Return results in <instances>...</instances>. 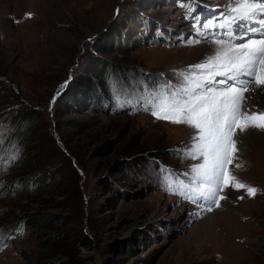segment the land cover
I'll list each match as a JSON object with an SVG mask.
<instances>
[{
  "label": "rangeland",
  "instance_id": "1",
  "mask_svg": "<svg viewBox=\"0 0 264 264\" xmlns=\"http://www.w3.org/2000/svg\"><path fill=\"white\" fill-rule=\"evenodd\" d=\"M217 1L195 0L193 9ZM220 7L185 18L178 0H0V138L15 127L8 117L13 110L41 114L28 151L10 167L24 149L12 140L4 147L7 161L0 160V264H47L52 250L42 239L52 233L50 221L77 239L79 231L87 235L79 249L89 264H264V130L238 132L229 165L255 195L228 187L220 193L226 198H217L219 207L192 203L168 189L166 170L188 182L183 174L200 161L177 151L191 146L196 130L145 110L142 98L153 92L133 79L138 72L158 93L179 88L187 71L178 78V69L206 59L191 57L195 41L213 49L204 32L197 37V20L202 25L225 10ZM99 60L116 67V79L104 78ZM81 81L88 84L80 88L86 102L79 105L76 93L65 95ZM108 83L114 94L104 111ZM252 92L246 106L264 111L249 103ZM118 100L139 104L110 111ZM36 150H45L61 171L52 170L50 184L28 192L25 156ZM54 180L63 186L55 188ZM76 186L79 194L61 191Z\"/></svg>",
  "mask_w": 264,
  "mask_h": 264
},
{
  "label": "snow or ice",
  "instance_id": "2",
  "mask_svg": "<svg viewBox=\"0 0 264 264\" xmlns=\"http://www.w3.org/2000/svg\"><path fill=\"white\" fill-rule=\"evenodd\" d=\"M224 9L219 17L202 25L199 20L196 22L198 35H203L201 26L225 29L223 39L213 34L212 54L180 74L184 83L179 88L172 91L165 88L142 98L145 110H150L157 119L196 130L191 146L179 149L177 154L200 162L183 174L190 177L187 183L166 170V175L172 178L168 189L192 203L210 201L217 207V198H226L220 193L228 187L243 188L249 196L255 195L257 190L239 182L229 165L238 151V132L250 128L264 130V111L246 106L247 93L264 90V0H228ZM188 11H193L191 6Z\"/></svg>",
  "mask_w": 264,
  "mask_h": 264
},
{
  "label": "trees",
  "instance_id": "3",
  "mask_svg": "<svg viewBox=\"0 0 264 264\" xmlns=\"http://www.w3.org/2000/svg\"><path fill=\"white\" fill-rule=\"evenodd\" d=\"M111 32H106V34H110ZM101 64L100 72L104 76V78L107 81H113L116 79L117 69L116 67L113 68L109 64L104 63V61L99 60L98 63ZM109 79V80H108ZM87 81H81V83H78V86H75V89L68 90L65 96L71 97L72 94L76 93L77 97L79 98V105L85 104V100H83L84 91L80 90V88H83L84 85H87ZM5 87V84L3 81H0V87ZM77 89V91H76ZM110 89L111 85L108 83V85H105L102 89V93H106L107 97L105 100V104L100 107L104 111H108L109 107L111 105V96H110ZM100 91V90H99ZM80 92V93H79ZM101 92V91H100ZM85 99V98H84ZM91 105V103H90ZM110 111L113 112V110L110 108ZM4 114V113H1ZM8 114V113H7ZM41 114L37 109L34 108H25V109H16L13 110L11 113H9L8 117L10 119H13L14 122H16L14 129L11 133H7L3 140L1 141L0 145V156L5 157L9 151L7 149L4 150L5 145L12 140H15L17 142L16 146L24 145V149L21 150L19 157H16L15 160L8 161L9 166L15 165L18 158H21L22 155H24L25 151H28V148H25L27 144L31 142H35V139L38 135V123L40 122ZM25 119L29 120V123L24 125L23 121ZM73 126L80 125L79 122H72ZM26 151V152H27ZM61 152L57 150L55 152V155L59 156ZM68 155V153H66ZM51 156L45 152V150H36L31 152L30 154H27L25 156V166H24V172L25 175H22L23 183L28 186L25 188L28 192H36L41 186L43 187L47 183L50 184L51 175L54 170L55 172L61 171L56 166L52 165ZM14 163V164H13ZM75 164V163H74ZM77 164V163H76ZM75 164V165H76ZM74 165V166H75ZM78 164L76 165V167ZM80 167H77L75 170L77 173L80 171ZM53 170V171H52ZM69 173V176L71 173H73L70 170L69 165L64 168ZM79 170V171H78ZM80 174V173H79ZM46 183V184H45ZM22 184V183H21ZM55 188H60L63 186V182L54 180L52 183ZM61 191H64L66 193H77L79 194L78 187L76 186V189L69 190V189H61ZM48 217H44L45 224L47 223ZM65 222V221H64ZM49 227L52 228V233H49L46 237L42 239L44 242L42 246H46L50 253H48L47 257V264H89L86 259L83 257V255L80 253L79 246L85 244V241L83 239H87V235L84 234L82 231H79V235L82 236L81 239H77L74 233L70 232L69 229H63L61 225H53V222L50 221L48 223ZM12 229L14 230L16 228V225H11ZM53 255H61L62 258H59L56 261L51 260V256Z\"/></svg>",
  "mask_w": 264,
  "mask_h": 264
},
{
  "label": "bare ground",
  "instance_id": "4",
  "mask_svg": "<svg viewBox=\"0 0 264 264\" xmlns=\"http://www.w3.org/2000/svg\"><path fill=\"white\" fill-rule=\"evenodd\" d=\"M204 35H202L203 37ZM204 38V37H203ZM213 44V49L209 48L211 45H207V43L201 42L197 44V48L195 47L194 51L190 54L192 58L194 57H207L206 54L212 53L215 45ZM193 48V47H192ZM206 55V56H205ZM250 94V92L248 93ZM252 98L250 97L249 103L252 105H258L259 107L264 108V90L262 89H256L254 92H252Z\"/></svg>",
  "mask_w": 264,
  "mask_h": 264
}]
</instances>
